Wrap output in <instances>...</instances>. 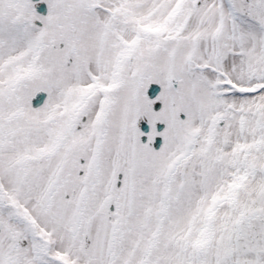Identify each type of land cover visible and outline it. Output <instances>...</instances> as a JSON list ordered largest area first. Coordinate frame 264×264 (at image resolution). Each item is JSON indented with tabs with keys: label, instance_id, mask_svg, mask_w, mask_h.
<instances>
[{
	"label": "snow or ice",
	"instance_id": "6c2138e0",
	"mask_svg": "<svg viewBox=\"0 0 264 264\" xmlns=\"http://www.w3.org/2000/svg\"><path fill=\"white\" fill-rule=\"evenodd\" d=\"M0 264H264V0H0Z\"/></svg>",
	"mask_w": 264,
	"mask_h": 264
},
{
	"label": "water",
	"instance_id": "95a60500",
	"mask_svg": "<svg viewBox=\"0 0 264 264\" xmlns=\"http://www.w3.org/2000/svg\"><path fill=\"white\" fill-rule=\"evenodd\" d=\"M37 12H38V14H45L46 13V9H45V6L44 5H39V7L37 8ZM159 90V87L157 86V85H151L150 87H149V90H148V94H149V96H151L154 92H156V91H158ZM41 96H44L45 94H43V93H41L40 94ZM34 106H36L35 104H34ZM156 107H158V105L156 106ZM146 124L144 123V122H142L141 124H140V129H141V131H144V130H146ZM158 130H160V129H158ZM145 141V137H142L141 138V142H144ZM158 143H159V140L158 139H156L155 140V144L153 145V148L154 149H157V147H158Z\"/></svg>",
	"mask_w": 264,
	"mask_h": 264
},
{
	"label": "rangeland",
	"instance_id": "374dc122",
	"mask_svg": "<svg viewBox=\"0 0 264 264\" xmlns=\"http://www.w3.org/2000/svg\"><path fill=\"white\" fill-rule=\"evenodd\" d=\"M38 23V25H39V22H37ZM153 85H155V84H153ZM158 86V85H157ZM142 122H144L143 120H141V121H138V127L140 128V124L142 123ZM145 123V122H144ZM146 124V123H145ZM147 126V125H146ZM163 128H164V125L163 124H157V131H162L163 130ZM158 129H160V130H158ZM143 137V136H142ZM141 137V138H142ZM156 139H158L159 140V143H158V147H157V149H154V150H158L159 149V147H160V145H161V143H162V138L161 137H156L155 138V140ZM155 140H154V142H153V144L151 145L152 147H153V145L155 144ZM144 142H146V137H145V141ZM144 142H142V143H144Z\"/></svg>",
	"mask_w": 264,
	"mask_h": 264
}]
</instances>
